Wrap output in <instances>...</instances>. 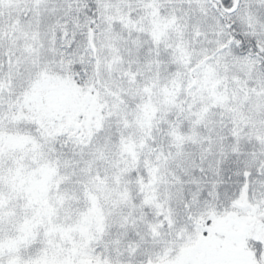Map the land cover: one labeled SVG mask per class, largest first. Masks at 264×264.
<instances>
[{
	"label": "snow or ice",
	"instance_id": "obj_1",
	"mask_svg": "<svg viewBox=\"0 0 264 264\" xmlns=\"http://www.w3.org/2000/svg\"><path fill=\"white\" fill-rule=\"evenodd\" d=\"M0 264H264V0H0Z\"/></svg>",
	"mask_w": 264,
	"mask_h": 264
}]
</instances>
